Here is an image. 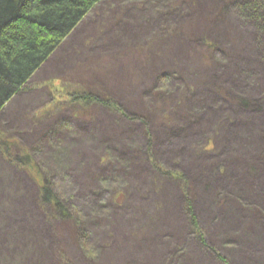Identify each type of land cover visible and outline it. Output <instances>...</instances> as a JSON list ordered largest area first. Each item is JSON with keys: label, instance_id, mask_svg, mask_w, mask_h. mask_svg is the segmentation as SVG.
Here are the masks:
<instances>
[{"label": "rangeland", "instance_id": "rangeland-1", "mask_svg": "<svg viewBox=\"0 0 264 264\" xmlns=\"http://www.w3.org/2000/svg\"><path fill=\"white\" fill-rule=\"evenodd\" d=\"M236 3L105 0L42 64L59 95L0 115L34 156L0 151V264H264V36Z\"/></svg>", "mask_w": 264, "mask_h": 264}, {"label": "trees", "instance_id": "trees-1", "mask_svg": "<svg viewBox=\"0 0 264 264\" xmlns=\"http://www.w3.org/2000/svg\"><path fill=\"white\" fill-rule=\"evenodd\" d=\"M100 1L0 0V114ZM236 5L237 13L242 20L253 21L256 33L264 36V0H237ZM73 96L74 100L98 99ZM243 105L249 107L250 102L244 100ZM13 146L9 139L0 135V149L3 154L9 159L15 158L22 168L28 166L32 171L34 156L29 152L17 155ZM38 176L41 183L39 196L41 201L46 204L52 203L57 208L61 207L55 192L45 184V177L40 172ZM191 199L192 196L187 194V213L194 227L198 229Z\"/></svg>", "mask_w": 264, "mask_h": 264}, {"label": "crops", "instance_id": "crops-1", "mask_svg": "<svg viewBox=\"0 0 264 264\" xmlns=\"http://www.w3.org/2000/svg\"><path fill=\"white\" fill-rule=\"evenodd\" d=\"M47 64V63H46ZM46 81V80H44ZM45 89L43 91H40L39 89L37 88H32V90H29V91H25V92H21V94H19V99L17 102H14L15 105H19V106H24V105H28V107L30 108H33L35 107V103L37 102V99H32V98H36L38 96L34 95V94H38V95H43V93H45L48 97H54L53 95V90H51L52 88L49 87H44ZM48 88V89H46ZM14 99V98H13ZM54 99V98H53ZM13 101V100H12ZM32 101V102H31ZM31 102V103H29ZM11 104V102H10ZM7 109V108H6ZM5 111V110H4ZM13 109L10 110V115L12 114L13 116L15 115V111L13 113ZM179 235V234H178ZM184 235L181 233V235H179V239L177 242H179L181 239H184ZM200 251H202V249L200 248L199 249ZM203 252V251H202ZM204 253V252H203ZM193 256L190 255V253H186V256H185V261L188 260V259H191L192 260ZM183 261V262H185ZM183 264H189L188 262L186 263H183Z\"/></svg>", "mask_w": 264, "mask_h": 264}, {"label": "bare ground", "instance_id": "bare-ground-1", "mask_svg": "<svg viewBox=\"0 0 264 264\" xmlns=\"http://www.w3.org/2000/svg\"><path fill=\"white\" fill-rule=\"evenodd\" d=\"M106 1H107V0H106ZM103 2H105V0H101L100 2L96 3V4L94 5V7L92 8V10H91V11H90V12H89V13L83 18V21H82L81 23L83 24L84 21H85V19H86V18H87V17H88L93 11H94V8H96V6H98L99 4H101V3H103ZM81 23H80V24H81ZM80 24H79V25H80ZM82 24H81V25H82ZM79 25H78V26H79ZM78 26H77V27H78ZM63 42L65 43V42H66V39H64ZM63 42H62V43H63ZM60 47H61V46H60ZM60 47H59V48H60ZM57 49H58V48H57ZM57 49H56V50H57ZM56 50H55V51H56ZM55 51H54V52H55ZM49 87H50V86H49ZM53 87H54V86H53ZM53 87H50V88H52V89L54 90ZM29 89H30V88H29V85H26V86L23 88V90H21V92L28 91ZM59 90H62V93H63V90H65V89H59ZM21 92H20L19 94H21ZM19 94H18V95H19ZM53 94H55V95H59V94H56L55 92H54ZM81 101H82V104H84V105H81V106H86V105L88 104L89 101H90V103H91V102H92V103H95V102L98 103L99 99H93V98H89V99H87V100H86V99H76V100H74V103H76V102L79 103V102H81ZM99 102H100V101H99ZM8 106H9V103L3 108V110H5ZM3 110L1 111V114L4 112ZM1 114H0V115H1ZM0 151H1V149H0ZM11 153H12V151H11ZM13 154H14V152H13ZM11 159H12V158H10V161H11ZM12 160H13V159H12ZM13 163H14V164H13L14 166H16V167H18V168H22V165H20V163H19L18 161H15V162L13 161Z\"/></svg>", "mask_w": 264, "mask_h": 264}]
</instances>
